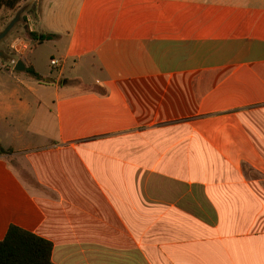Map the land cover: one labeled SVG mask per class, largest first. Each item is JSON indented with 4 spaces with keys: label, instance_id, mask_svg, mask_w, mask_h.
<instances>
[{
    "label": "crops",
    "instance_id": "obj_1",
    "mask_svg": "<svg viewBox=\"0 0 264 264\" xmlns=\"http://www.w3.org/2000/svg\"><path fill=\"white\" fill-rule=\"evenodd\" d=\"M56 4L54 75L25 33L5 44L0 240L18 226L54 264H264V0Z\"/></svg>",
    "mask_w": 264,
    "mask_h": 264
},
{
    "label": "trees",
    "instance_id": "obj_2",
    "mask_svg": "<svg viewBox=\"0 0 264 264\" xmlns=\"http://www.w3.org/2000/svg\"><path fill=\"white\" fill-rule=\"evenodd\" d=\"M26 1L27 0H0V11L9 10L17 12V10L20 9L19 5ZM32 11L37 15V13L40 12V7L38 8L37 6L35 9L31 8V12ZM21 19L25 21L21 25H26L24 30L26 37L31 40L36 38L35 32L27 25L28 17L22 16ZM7 21L3 22L1 27H4ZM53 37L54 35H45L42 36L41 40L51 39ZM26 72L39 82H43V79L32 67H27ZM9 151L10 150H3L0 147L1 153ZM51 252L52 243L49 240L15 225H10L4 238L0 240V264H54L51 261Z\"/></svg>",
    "mask_w": 264,
    "mask_h": 264
},
{
    "label": "rangeland",
    "instance_id": "obj_3",
    "mask_svg": "<svg viewBox=\"0 0 264 264\" xmlns=\"http://www.w3.org/2000/svg\"><path fill=\"white\" fill-rule=\"evenodd\" d=\"M43 3H45L46 7L48 6L46 8V10L51 8L52 12H54L56 15L60 12V10L62 8L61 5L56 4V0H27L26 2H22L19 5L20 8L25 6V5L27 6L26 9L24 10V12L22 13L21 17L27 16L29 20H32V25L34 28V30H32V31L35 32V35H36V38L33 39V41H35V43L30 45L29 49L24 53V55L33 65H35L37 67V69H38V71H40V73H42V74H53L54 75L55 69L57 67L50 65V59H51V55H55V59H57V60L59 59V54L56 52L57 47L54 46L55 45L54 42H48L46 39L41 40V42H40L37 39L40 36L46 35V32L44 31L45 30V22H42L40 20L39 13H37V15H36L33 11L31 12V8L35 9V8H37V6H38V8L39 7L41 8ZM15 13H16L15 11H9V10H1L0 11V31H1V24L3 22L7 21L10 17L14 16ZM52 16H54V15H52ZM24 22L25 21H22V19H20V21L11 29V31L8 33V35L2 41H0V50H2V51L4 50V53L6 55L5 59L0 58V67H2V65L3 66L4 65L10 66L8 61H7V57H9L10 55H13V53H12V51L10 52L8 49H6L7 47H5V44H10V42L11 41L13 42L14 39H21L24 36V29L22 28V25H21ZM64 72H65L64 73L65 76L74 75L72 70H69V69H65ZM92 73L96 76H100L99 72L94 71ZM82 80L84 82L92 81L91 79H89L88 75L85 73H84V75H82ZM189 161L191 162V160H189ZM183 162H184V165H183ZM186 162L189 164L190 167L192 166V163L188 162L187 160L182 159L181 164L179 166L180 169H178L179 171L181 169L184 170L186 167H188L186 165ZM22 175L25 178H27L26 174L22 173Z\"/></svg>",
    "mask_w": 264,
    "mask_h": 264
},
{
    "label": "water",
    "instance_id": "obj_4",
    "mask_svg": "<svg viewBox=\"0 0 264 264\" xmlns=\"http://www.w3.org/2000/svg\"><path fill=\"white\" fill-rule=\"evenodd\" d=\"M26 5L21 7L15 15L9 20V22L5 25V27L0 31V41H2L8 33L11 31V29L20 21L21 15L26 9ZM4 56V52L0 50V58ZM15 71H24L25 70V65L23 60L19 59L17 60L15 66H14Z\"/></svg>",
    "mask_w": 264,
    "mask_h": 264
},
{
    "label": "built area",
    "instance_id": "obj_5",
    "mask_svg": "<svg viewBox=\"0 0 264 264\" xmlns=\"http://www.w3.org/2000/svg\"><path fill=\"white\" fill-rule=\"evenodd\" d=\"M24 48L25 49V44L22 42V40H16L13 44V49L16 50L17 52H21L19 48ZM12 65L15 64V60H11ZM50 65L54 67H59L61 66V61L58 59H51L50 60Z\"/></svg>",
    "mask_w": 264,
    "mask_h": 264
}]
</instances>
